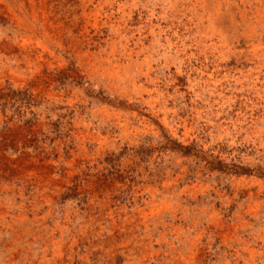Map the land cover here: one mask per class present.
<instances>
[{
	"label": "rangeland",
	"instance_id": "374dc122",
	"mask_svg": "<svg viewBox=\"0 0 264 264\" xmlns=\"http://www.w3.org/2000/svg\"><path fill=\"white\" fill-rule=\"evenodd\" d=\"M263 81L264 0H0V264H264Z\"/></svg>",
	"mask_w": 264,
	"mask_h": 264
},
{
	"label": "bare ground",
	"instance_id": "6f19581e",
	"mask_svg": "<svg viewBox=\"0 0 264 264\" xmlns=\"http://www.w3.org/2000/svg\"><path fill=\"white\" fill-rule=\"evenodd\" d=\"M219 2V1H218ZM196 3V2H195ZM190 6V5H189ZM195 7V6H194ZM206 7H209V5L208 6H206ZM190 8V7H189ZM218 8H219V6H218ZM189 10H191V9H189ZM203 10V9H202ZM221 10H222V8H221ZM155 11V10H154ZM210 12V11H209ZM198 13V12H197ZM196 13V14H197ZM219 13V12H218ZM154 14V13H153ZM230 14V13H229ZM193 15V14H192ZM260 15V14H259ZM153 16V15H152ZM204 16V15H203ZM260 18H261V16H260ZM210 21V20H209ZM211 22V21H210ZM261 22H262V20H261ZM260 24V23H259ZM207 27V26H206ZM209 27V26H208ZM157 28H159V27H157ZM152 30V29H151ZM162 30V29H161ZM154 31H155V29H154ZM158 32V31H157ZM162 34H164V33H162ZM161 34V35H162ZM154 35V34H153ZM160 35V36H161ZM29 37V36H28ZM206 37V36H205ZM223 37V36H222ZM208 38H210V37H208ZM158 40V39H157ZM203 40V39H202ZM221 40V39H220ZM32 41V40H31ZM162 41V40H161ZM160 42V41H159ZM163 43V42H162ZM35 44V43H34ZM39 44V43H38ZM138 44V43H137ZM136 44V45H137ZM160 44V43H159ZM37 45V44H36ZM42 45V44H41ZM210 45H212V44H210ZM221 45V44H220ZM35 46V45H34ZM138 46V45H137ZM146 46V45H145ZM44 47V46H43ZM144 47V46H143ZM159 47V46H158ZM36 48H37V46H36ZM38 48L40 49L41 47H39L38 46ZM161 48V47H160ZM257 48V47H256ZM39 49H37V51H39ZM141 49V48H140ZM255 49V48H254ZM218 50V49H217ZM248 50V49H247ZM44 51V50H43ZM111 51V50H110ZM143 51H144V49H143ZM148 51V50H147ZM222 51V50H221ZM36 52V51H35ZM115 52V51H114ZM116 53V52H115ZM144 53V52H143ZM37 54V53H36ZM42 54V53H41ZM159 54V53H158ZM136 55V54H135ZM247 55V54H246ZM39 55H37V57H38ZM46 56H48V55H46ZM43 57V56H42ZM45 57V56H44ZM96 57V56H95ZM255 57V56H254ZM34 58V57H33ZM251 58V57H250ZM253 58V57H252ZM262 58V57H261ZM257 59V58H256ZM255 59V60H256ZM263 59V58H262ZM245 60V59H244ZM252 62V61H251ZM253 63V62H252ZM239 64V63H238ZM92 65V64H91ZM122 65V64H121ZM260 66V65H259ZM247 68V67H246ZM141 69V68H140ZM245 70H247V69H245ZM250 70V69H249ZM254 70H255V68H254ZM253 70V71H254ZM258 72V71H257ZM262 72V71H261ZM259 73H260V71H259ZM244 74V73H243ZM247 75V74H246ZM261 75V74H260ZM245 76V75H244ZM121 77V76H120ZM244 78H246V77H244ZM257 78V77H256ZM248 79V78H247ZM246 81V80H245ZM264 82V81H263ZM123 83V82H122ZM257 83V82H256ZM259 83V82H258ZM251 85V84H250ZM257 88V87H256ZM255 90V89H254ZM146 91V90H145ZM257 93V92H256ZM169 95V94H168ZM258 95V94H257ZM130 96V95H129ZM97 115V114H96ZM119 123V122H118ZM140 123V122H139ZM120 127V126H119ZM2 188V187H1ZM17 196V195H16ZM20 220V219H19ZM43 225V224H42ZM25 233V232H24ZM50 240V239H49ZM6 248V247H5ZM241 252V251H240ZM57 254V253H56ZM61 254V253H60ZM256 254V253H255ZM19 256V255H18ZM240 258V257H239ZM241 259V258H240ZM238 264V263H237Z\"/></svg>",
	"mask_w": 264,
	"mask_h": 264
}]
</instances>
